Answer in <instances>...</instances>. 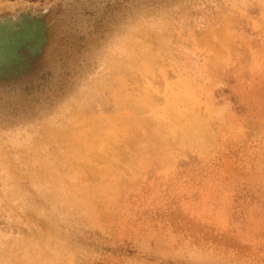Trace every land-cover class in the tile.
<instances>
[{"label":"rangeland","instance_id":"rangeland-1","mask_svg":"<svg viewBox=\"0 0 264 264\" xmlns=\"http://www.w3.org/2000/svg\"><path fill=\"white\" fill-rule=\"evenodd\" d=\"M102 1L0 0V264H264V0Z\"/></svg>","mask_w":264,"mask_h":264},{"label":"trees","instance_id":"trees-1","mask_svg":"<svg viewBox=\"0 0 264 264\" xmlns=\"http://www.w3.org/2000/svg\"><path fill=\"white\" fill-rule=\"evenodd\" d=\"M159 0H104L102 1L105 4L107 10L120 9L129 4H140L142 2H158ZM12 54V53H11Z\"/></svg>","mask_w":264,"mask_h":264},{"label":"flooded vegetation","instance_id":"flooded-vegetation-1","mask_svg":"<svg viewBox=\"0 0 264 264\" xmlns=\"http://www.w3.org/2000/svg\"><path fill=\"white\" fill-rule=\"evenodd\" d=\"M39 44H36L35 46H33L34 49H38Z\"/></svg>","mask_w":264,"mask_h":264}]
</instances>
